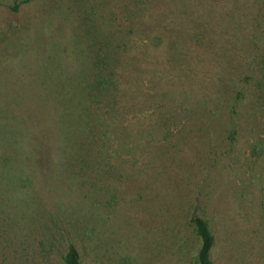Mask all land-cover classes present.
I'll return each instance as SVG.
<instances>
[{
  "label": "rangeland",
  "instance_id": "obj_1",
  "mask_svg": "<svg viewBox=\"0 0 264 264\" xmlns=\"http://www.w3.org/2000/svg\"><path fill=\"white\" fill-rule=\"evenodd\" d=\"M196 217L264 264V0H0V264H199Z\"/></svg>",
  "mask_w": 264,
  "mask_h": 264
},
{
  "label": "trees",
  "instance_id": "obj_2",
  "mask_svg": "<svg viewBox=\"0 0 264 264\" xmlns=\"http://www.w3.org/2000/svg\"><path fill=\"white\" fill-rule=\"evenodd\" d=\"M30 1L32 0H22V2H30ZM17 7L18 5L14 6V9H17ZM98 64L102 65L103 63L102 61L101 62L99 61ZM96 81L100 87L105 88L109 86L108 77H102L100 79H97ZM193 222L195 224V230H196L197 236L201 240V246L198 251V263L199 264H214L210 258V250L214 245L215 237L209 228L208 222L201 217L194 218ZM63 259L66 264H85L80 259L78 250L73 244H70L68 246V250L64 254Z\"/></svg>",
  "mask_w": 264,
  "mask_h": 264
}]
</instances>
